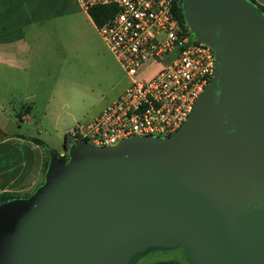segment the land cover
<instances>
[{
  "label": "water",
  "instance_id": "95a60500",
  "mask_svg": "<svg viewBox=\"0 0 264 264\" xmlns=\"http://www.w3.org/2000/svg\"><path fill=\"white\" fill-rule=\"evenodd\" d=\"M181 9L215 58L190 115L167 136L51 155L30 196L0 204V264H128L177 245L192 264H264V13L251 0Z\"/></svg>",
  "mask_w": 264,
  "mask_h": 264
},
{
  "label": "built area",
  "instance_id": "2783aa9c",
  "mask_svg": "<svg viewBox=\"0 0 264 264\" xmlns=\"http://www.w3.org/2000/svg\"><path fill=\"white\" fill-rule=\"evenodd\" d=\"M175 1L76 0L86 12L114 6L96 28L129 82L93 119L69 130L68 139L114 146L134 136L170 135L187 119L214 74L215 58L212 47L179 22ZM165 58L162 68L137 78L146 64Z\"/></svg>",
  "mask_w": 264,
  "mask_h": 264
},
{
  "label": "crops",
  "instance_id": "0c3cea01",
  "mask_svg": "<svg viewBox=\"0 0 264 264\" xmlns=\"http://www.w3.org/2000/svg\"><path fill=\"white\" fill-rule=\"evenodd\" d=\"M255 1L264 6V0ZM96 32L76 0H0V195L28 197L43 182L49 158L32 138L46 144L40 127L61 97L50 91L46 98L42 80L70 70ZM8 105L16 108L14 114L6 113ZM135 264L192 263L177 245L150 247Z\"/></svg>",
  "mask_w": 264,
  "mask_h": 264
},
{
  "label": "rangeland",
  "instance_id": "374dc122",
  "mask_svg": "<svg viewBox=\"0 0 264 264\" xmlns=\"http://www.w3.org/2000/svg\"><path fill=\"white\" fill-rule=\"evenodd\" d=\"M88 44V48L82 50L78 58L75 57L70 70L63 69L57 78L47 75L42 80L46 98L50 91H54L56 97L58 92L61 97L57 105L51 106L49 115L46 116L44 124L40 127L41 135L46 142L44 149L48 158L51 155L59 157L63 153L68 154L70 147L77 140L69 138L67 149L64 150V135L77 123L93 119L109 101L118 96L128 85L129 79L125 71L97 32L91 38V42H87ZM167 62L168 58H165L160 63L146 64L143 69L138 71L137 78L142 79L153 74ZM16 91L15 88L12 89V92ZM7 108L6 113H15L16 108L9 105ZM39 115L38 110L31 111V117L35 122ZM145 250L134 254L128 264H135L140 254Z\"/></svg>",
  "mask_w": 264,
  "mask_h": 264
},
{
  "label": "trees",
  "instance_id": "16d2710c",
  "mask_svg": "<svg viewBox=\"0 0 264 264\" xmlns=\"http://www.w3.org/2000/svg\"><path fill=\"white\" fill-rule=\"evenodd\" d=\"M251 1L254 2L258 6V8L264 13V6L263 5L258 4L255 0H251ZM113 11H114V6L104 5V6H94V7L89 9L88 13L91 16V18L95 24H101L111 15V13H113ZM174 11L178 17L179 22L180 23H186L184 16H183L182 9H181V1H177V0L175 1ZM32 140L44 148L45 144L42 141H40L37 138H32ZM67 142H68V136L66 133L64 135V140H63V147L65 148V150L67 149ZM59 157L64 162H66L68 160V154L67 153H63ZM47 164H48V160L45 159L44 164H43V172L45 171ZM12 198H15V196L11 195V194L0 195V204L5 202V201H10Z\"/></svg>",
  "mask_w": 264,
  "mask_h": 264
},
{
  "label": "bare ground",
  "instance_id": "6f19581e",
  "mask_svg": "<svg viewBox=\"0 0 264 264\" xmlns=\"http://www.w3.org/2000/svg\"><path fill=\"white\" fill-rule=\"evenodd\" d=\"M205 42H210V40L209 39H205Z\"/></svg>",
  "mask_w": 264,
  "mask_h": 264
}]
</instances>
